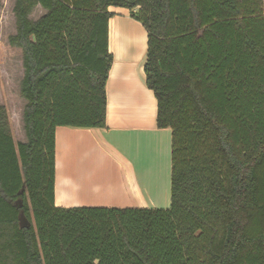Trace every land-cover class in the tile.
Here are the masks:
<instances>
[{
	"label": "trees",
	"instance_id": "trees-1",
	"mask_svg": "<svg viewBox=\"0 0 264 264\" xmlns=\"http://www.w3.org/2000/svg\"><path fill=\"white\" fill-rule=\"evenodd\" d=\"M109 7L146 32L145 84L171 131L167 208L54 205L55 128L105 126ZM12 12L25 138L0 104V264H264V0H14Z\"/></svg>",
	"mask_w": 264,
	"mask_h": 264
},
{
	"label": "crops",
	"instance_id": "crops-1",
	"mask_svg": "<svg viewBox=\"0 0 264 264\" xmlns=\"http://www.w3.org/2000/svg\"><path fill=\"white\" fill-rule=\"evenodd\" d=\"M108 10L114 14L108 20L113 60L105 84V126L55 128L54 205L167 208L171 131L156 126V99L143 70L146 43L125 35L118 9Z\"/></svg>",
	"mask_w": 264,
	"mask_h": 264
},
{
	"label": "rangeland",
	"instance_id": "rangeland-1",
	"mask_svg": "<svg viewBox=\"0 0 264 264\" xmlns=\"http://www.w3.org/2000/svg\"><path fill=\"white\" fill-rule=\"evenodd\" d=\"M0 2V104L5 107L12 117L9 124L12 137L17 142L24 137L20 112L25 101L19 93V82L22 77L21 54L19 49L10 47L7 43L8 35L15 31V20L12 12L14 0H0ZM115 8L118 9L116 17L124 24V34L133 36L134 40L145 44L146 32L142 25L131 19L128 10L125 8ZM42 12L43 10L37 7L32 12L31 17L36 18ZM12 112H15V114L20 113V117L16 116L14 118Z\"/></svg>",
	"mask_w": 264,
	"mask_h": 264
}]
</instances>
